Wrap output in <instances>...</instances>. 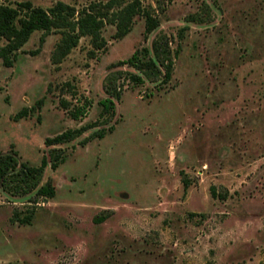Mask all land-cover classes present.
<instances>
[{"label": "rangeland", "instance_id": "obj_1", "mask_svg": "<svg viewBox=\"0 0 264 264\" xmlns=\"http://www.w3.org/2000/svg\"><path fill=\"white\" fill-rule=\"evenodd\" d=\"M161 8L148 39L142 17L121 40L108 24L109 50L98 58L83 38L55 65L60 34L41 45L35 31L13 67L0 65V152L34 166L52 148L66 157L44 172L55 197L0 189V264H264V0H161ZM159 35L172 52L180 47L168 81L138 84L128 79L141 74L134 68H110L136 49L153 54ZM120 72L122 98L103 116L106 83ZM63 99L84 110L78 119ZM26 107L33 111L15 120ZM80 127L79 138L45 145ZM28 209L32 224L15 221Z\"/></svg>", "mask_w": 264, "mask_h": 264}, {"label": "trees", "instance_id": "obj_2", "mask_svg": "<svg viewBox=\"0 0 264 264\" xmlns=\"http://www.w3.org/2000/svg\"><path fill=\"white\" fill-rule=\"evenodd\" d=\"M154 4H144L143 0H107L91 1L82 8L65 1H56L52 6L45 8L37 6L32 1H21L15 6L5 4L0 1V65L13 67L24 45L30 40L35 31H41L40 44L43 45L47 37L53 33L60 34L59 41L55 44L52 52V63L61 64L63 60L80 45L83 38L89 39V58L95 59L101 53L109 50V41L104 35V29L109 24L115 27L114 39L121 40L126 37L134 27L137 17H142L145 22V37L153 33L161 25L158 12L162 10L161 0H155ZM186 28H182L179 33ZM182 39V38H180ZM152 50L148 47L136 49L133 54L124 60H120L110 65V68L118 66H129L140 72L127 73L128 79L134 83L143 84L146 80L155 82L168 81L173 72L174 61L172 54L178 55L180 47L172 52L170 39L166 35H159L152 43ZM37 52V51H36ZM37 54V53H36ZM162 68L164 71L162 72ZM118 76L109 77L105 90L110 97L101 101L103 105L102 115L109 114L114 108V98L120 101L122 98V88L117 84L122 73ZM163 77V78H161ZM43 100H39L36 106L40 107ZM61 105L69 110L74 119H78L83 109L76 107L69 109L71 103L63 99ZM35 107V106H34ZM33 109L23 108L15 116L19 120L28 116ZM113 127L109 129L112 130ZM87 127L68 129L45 140V145L55 146L71 142L83 135ZM108 129V130H109ZM107 129H101L97 133L98 137H104ZM65 151L62 148H52L50 154H45L41 164L34 166L26 161H22L16 151L9 153L0 152V189H13L14 193L34 195V200L39 198L55 197L57 189L51 180L43 182L44 172L50 164L53 169H57L65 162ZM185 186L189 182L185 181ZM215 198L221 195L215 186L211 187ZM35 211L27 210L26 213L16 212L15 221L21 224H32ZM109 217L103 214L96 217V222H104Z\"/></svg>", "mask_w": 264, "mask_h": 264}]
</instances>
